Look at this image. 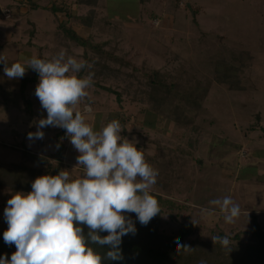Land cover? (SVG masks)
Listing matches in <instances>:
<instances>
[{
  "label": "rangeland",
  "instance_id": "rangeland-1",
  "mask_svg": "<svg viewBox=\"0 0 264 264\" xmlns=\"http://www.w3.org/2000/svg\"><path fill=\"white\" fill-rule=\"evenodd\" d=\"M19 1L0 0L2 13L9 9L18 14L16 20H0V55L7 58L9 66L15 62L25 64L31 54L37 56L39 50L34 44L57 25L48 10H32L27 0ZM196 1L185 0L181 5L180 0H107L112 19H126L120 21L119 28L135 44L127 39L109 45L127 53V59L142 73L136 74L133 81L123 76L106 79L101 72L92 70L93 86L79 108L94 130L119 120L121 135L135 139L136 147L158 170L163 182L156 183L150 194L158 200L161 213L149 222L151 226L145 227L173 236L191 223L194 232L188 239L190 243L214 244L211 237L227 236L232 244L249 246L253 245V220L264 230V13L262 17L259 0H201L202 10L196 14L188 6L189 2L195 6ZM62 17L70 24L66 16ZM29 26L36 36L31 39L32 46L27 43L31 33L25 28ZM74 27L79 28L76 24ZM77 31L85 35L82 28ZM92 41L100 44L104 40L95 32ZM226 47L232 52L224 63L220 60ZM98 63L94 64L96 69ZM0 64L5 67L3 61ZM157 71L173 91L160 90L153 98L145 82ZM34 74L30 68L25 73ZM127 81L133 82V87L125 88ZM38 83L39 78L28 95L33 102L30 112L7 108L0 102L1 163L19 162L22 148L46 155L58 149V127L41 129L45 133L42 140L28 139L29 132L37 131L38 120L47 116L35 95ZM97 83L113 91L123 90L121 101L116 93ZM0 84L15 88L18 82ZM175 104L181 117L173 108ZM88 107L91 111H85ZM65 143L63 170L69 171L71 180L82 178L85 170L83 165H77L79 153L69 138ZM12 195L8 187H0V237L8 228L4 210ZM225 196L241 209L231 224L224 221L218 207L209 204ZM209 209H214L211 215ZM125 215L136 218L135 213ZM187 254L183 252L179 260Z\"/></svg>",
  "mask_w": 264,
  "mask_h": 264
},
{
  "label": "clouds",
  "instance_id": "clouds-1",
  "mask_svg": "<svg viewBox=\"0 0 264 264\" xmlns=\"http://www.w3.org/2000/svg\"><path fill=\"white\" fill-rule=\"evenodd\" d=\"M0 61L9 79L23 78L28 68L39 75L35 95L47 116L38 120L37 131L29 132L28 139L42 140L45 133L41 129L49 126L66 130L79 153L77 165L85 170L82 178L73 180L67 170L39 176L30 192L12 195L4 210L8 228L3 239L9 246L15 245L16 251L10 259L0 257V264H104L105 260H122V237L137 231L125 213H135L139 223L147 226L161 212L158 200L150 194L158 170L146 161L135 139L121 135L119 120L113 119L99 130L86 122L79 105L93 86L94 73L80 75L90 67L87 61L66 55L63 49L50 60L33 56L25 64L9 66L7 58L0 55ZM209 204L218 207L229 224L241 212L230 196L210 200ZM207 211L211 215L214 209ZM82 225L87 226L86 235ZM101 232L108 234L101 236ZM211 238L214 244L231 250L227 236ZM174 242L178 254L192 249L179 238ZM94 245L107 246V250L101 253Z\"/></svg>",
  "mask_w": 264,
  "mask_h": 264
},
{
  "label": "trees",
  "instance_id": "trees-1",
  "mask_svg": "<svg viewBox=\"0 0 264 264\" xmlns=\"http://www.w3.org/2000/svg\"><path fill=\"white\" fill-rule=\"evenodd\" d=\"M23 2L24 0H20L19 4ZM27 2L29 9L34 10L42 7L48 10L57 22L56 29L52 32H44L46 37L43 38V40L41 37L39 40L40 43L34 44V47L39 49L37 58L50 60L63 49L66 55L87 61L90 65V67L82 70L80 73L81 76L87 75L89 72L92 73V70H95L106 76V79L108 77L123 76L124 78L129 77L134 81L137 79L136 74L142 73L140 69L136 68V66L127 59V53L121 52L115 45H109L112 42L115 44L117 41H126L130 36L127 37L128 34L123 32L121 27L119 28L121 22L113 20L111 14L109 15V13H107L112 12L109 10L107 0H27ZM78 6L87 7V11L82 15H77L75 11L72 12L74 10L73 8ZM63 15L73 24L65 23L63 20L64 17H62ZM12 17V20H16L18 14L13 12ZM0 20H4L1 5ZM29 23L31 22L29 21ZM97 23H100L101 27H97ZM74 24L79 26L80 29L82 28L85 35L78 33ZM115 24L118 25V27H116ZM16 26H18L17 23ZM32 28V26L25 28L28 33H31L29 42H27L29 46L33 45L31 39L36 37L35 34H32ZM95 32L104 40L103 43L96 44L92 41V36ZM130 43L135 46L132 41H130ZM1 46L3 45H0V47ZM223 52H225V55L223 59L220 60L222 62L227 60L225 57H228L229 53L232 51L226 47V50H223ZM238 52L240 51L238 50ZM95 54L98 55V57L96 56L97 58H93ZM239 54L240 53H238V56ZM232 58L236 57L232 56ZM96 61L99 62L97 64V69L94 65ZM233 62H235L234 59L232 63ZM222 65L225 70L226 66L224 64ZM34 73L33 76L24 75L20 80L18 88H5L0 84V102L7 108H21L30 112V109L33 108V102L28 99V95L30 94L32 84L39 78L38 73L35 71ZM98 85L102 86L101 84ZM145 85L148 89V95L153 98L160 90H163V92L165 91V93H172L173 91L170 86H167L158 71L148 77ZM102 87L108 92L112 90L110 86ZM129 87H133V82L127 81L125 88ZM122 91L116 89L114 91L112 90L113 93L117 94L118 101H121L120 96ZM176 107L178 108L177 104H175L173 108L179 114V110ZM182 114L184 118L188 120V116L184 113ZM181 116L182 115H180V117ZM176 119L178 120L177 117ZM65 131L66 130L62 128L55 129L59 148L54 153L46 155L43 152L36 153L22 148L19 151L21 154V160L19 162L11 164L0 162V187H8V190L13 195L17 192L28 193L31 191L32 182L37 177L42 175H56L63 170L64 156L67 148L65 142L68 139V137H65ZM50 159L53 161L50 162ZM146 161L148 162V159ZM28 163L39 166L30 167ZM150 163L154 168L155 165L151 161ZM160 177V174H158V185L163 182ZM8 182H10V185L3 184ZM157 198L159 197L157 196ZM131 219L134 221L137 231L135 235L128 234L122 237V244L120 247L123 259L117 261L105 260L104 264H201V261H203L204 264H264V230L256 220H253V226L250 230L253 245L242 246V244L231 243V250L228 251L223 248L220 243L201 245L197 243L194 244V242L190 243L188 239L194 232V227L191 223H186L179 230L177 235L172 236L158 234V231L154 228L142 226L134 217ZM151 225V223L147 224V226ZM82 227L86 235L88 232L87 226L82 225ZM107 234V232L100 233L101 236ZM176 238H179L181 244L188 245L191 248L196 247V249L193 250L191 254H187L182 260H179L180 258L178 256H180L183 251L180 254L177 253V245L174 242ZM93 247L101 253L107 250V246L99 248L94 245ZM15 251V245L9 246L6 244L2 235L0 237V257L7 256L10 259L12 253Z\"/></svg>",
  "mask_w": 264,
  "mask_h": 264
},
{
  "label": "crops",
  "instance_id": "crops-1",
  "mask_svg": "<svg viewBox=\"0 0 264 264\" xmlns=\"http://www.w3.org/2000/svg\"><path fill=\"white\" fill-rule=\"evenodd\" d=\"M248 1H252V0H248ZM259 1H261V4H262V11H261V16L263 17V13H264V0H259ZM194 2H195V0H194ZM243 2H245V0H243ZM10 3H11V1H10ZM12 4H10L9 6L10 7H12L11 6ZM188 6L192 9V11H193V13H196V14H199L200 12H201V10H202V6H203V3H202V1L201 0H198V1H196V3H195V6H192L191 5V2H189L188 3ZM9 7V8H10ZM1 8H2V11H3V7L1 6ZM74 10H73V12L74 11H76L75 13L77 14V15H82V14H84L86 11H87V7H85V6H78V7H74L73 8ZM8 10V13H6V12H4V13H2L3 14V16H4V20H10V18L12 17V12L11 11H13V10H9V9H7ZM256 10V9H255ZM257 11V10H256ZM22 12V11H21ZM20 12V13H21ZM27 12V11H26ZM12 13V14H11ZM142 13V12H141ZM140 13V15L137 17V18H140V16L142 15ZM111 14V13H110ZM153 15V13H150V16H152ZM264 18V17H263ZM116 20H120L121 22L123 21V20H126V19H124V18H122V17H116ZM71 24H73L72 22H70ZM124 23L125 22H123V25H124ZM74 26H75V24H74ZM75 29L77 30V29H80V28H76L75 27ZM9 33V32H8ZM11 38V37H10ZM39 50V49H38ZM33 56H35V57H37L36 55H30V57H29V59L31 58V57H33ZM31 69V68H30ZM19 80V81H18ZM20 80H21V78H19V79H9L6 75H5V73H4V68L2 67V65L0 64V82H10V81H12V82H14V81H16V82H18V84L16 85V86H14L15 88H18L19 87V85H20ZM15 138H17V137H15Z\"/></svg>",
  "mask_w": 264,
  "mask_h": 264
},
{
  "label": "built area",
  "instance_id": "built-area-1",
  "mask_svg": "<svg viewBox=\"0 0 264 264\" xmlns=\"http://www.w3.org/2000/svg\"><path fill=\"white\" fill-rule=\"evenodd\" d=\"M184 3H185V0H180V4L181 5H184ZM158 24V23H157Z\"/></svg>",
  "mask_w": 264,
  "mask_h": 264
}]
</instances>
